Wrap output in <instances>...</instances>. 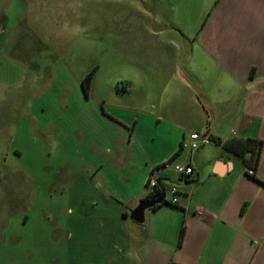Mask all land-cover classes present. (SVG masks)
Segmentation results:
<instances>
[{
    "label": "crops",
    "instance_id": "0c3cea01",
    "mask_svg": "<svg viewBox=\"0 0 264 264\" xmlns=\"http://www.w3.org/2000/svg\"><path fill=\"white\" fill-rule=\"evenodd\" d=\"M208 3L187 24L170 22L162 7L149 10V22L128 24V56L142 67L127 66L101 92L98 66L90 69L85 101L44 124L50 152L84 149L93 160L83 163L92 182L43 196L51 208L65 198V253L103 256L105 264L115 254L128 264H264V0ZM191 132L204 138L195 150L184 146ZM233 138L260 141L254 172L224 148ZM148 176L159 190L153 198ZM172 185L175 205L162 201L144 209L141 222L131 218L140 200L164 193L170 202ZM73 216L80 229L67 224Z\"/></svg>",
    "mask_w": 264,
    "mask_h": 264
},
{
    "label": "rangeland",
    "instance_id": "374dc122",
    "mask_svg": "<svg viewBox=\"0 0 264 264\" xmlns=\"http://www.w3.org/2000/svg\"><path fill=\"white\" fill-rule=\"evenodd\" d=\"M208 4V0H0V264H90L96 257L105 264L103 256L64 251L65 198L57 197L51 208L43 196L48 188L92 182L83 163L93 160L84 149L72 157L50 152L43 126L63 113L62 106L75 109L77 102L85 101L76 81L90 69L98 66L101 92L115 74L126 76L128 67H142L128 56L133 49L128 24L149 22V10L155 7L167 9L170 22L187 24ZM122 57L125 68L117 73L120 63L114 59L121 62ZM123 81L117 86L121 88ZM75 217L67 224L80 229L76 224L80 217ZM73 237L72 243L78 245L79 236ZM127 257L112 255L110 264H128Z\"/></svg>",
    "mask_w": 264,
    "mask_h": 264
},
{
    "label": "trees",
    "instance_id": "16d2710c",
    "mask_svg": "<svg viewBox=\"0 0 264 264\" xmlns=\"http://www.w3.org/2000/svg\"><path fill=\"white\" fill-rule=\"evenodd\" d=\"M92 76H93V72L90 71L81 80V87L85 95H87V91L91 86ZM223 146L232 153L238 155L239 157H242L245 165L249 167L252 170V172L256 170V166L259 161L260 141L251 138H233L225 141ZM158 194H159V190L156 189V187H154L149 197L153 198ZM163 201L171 205H175L174 203L172 204L169 201L168 202L166 200ZM182 233H183V229L181 230L180 238L183 235Z\"/></svg>",
    "mask_w": 264,
    "mask_h": 264
},
{
    "label": "built area",
    "instance_id": "2783aa9c",
    "mask_svg": "<svg viewBox=\"0 0 264 264\" xmlns=\"http://www.w3.org/2000/svg\"><path fill=\"white\" fill-rule=\"evenodd\" d=\"M201 139L204 140V138H203V136L201 134H199L198 132H191L188 135V141L186 143L184 142V146L188 147L190 150H195L201 144L200 143ZM161 166H163L164 168H170L171 167L178 174H190L192 172L191 166L186 165V164L164 162ZM146 185L149 188L156 187V181H155L154 177L148 176L146 178ZM177 191L178 190H177V186L176 185H172L170 187V192L172 194L170 202H172V203H176L177 202V199L174 196V194Z\"/></svg>",
    "mask_w": 264,
    "mask_h": 264
},
{
    "label": "water",
    "instance_id": "95a60500",
    "mask_svg": "<svg viewBox=\"0 0 264 264\" xmlns=\"http://www.w3.org/2000/svg\"><path fill=\"white\" fill-rule=\"evenodd\" d=\"M164 193L161 196L154 199H143L140 200L136 208L131 213V218L137 222H141L143 220V211L146 208L152 207L156 204L161 203L164 200Z\"/></svg>",
    "mask_w": 264,
    "mask_h": 264
}]
</instances>
